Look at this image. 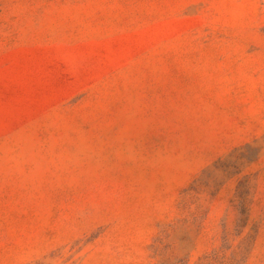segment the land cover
I'll list each match as a JSON object with an SVG mask.
<instances>
[{"label":"rangeland","instance_id":"rangeland-1","mask_svg":"<svg viewBox=\"0 0 264 264\" xmlns=\"http://www.w3.org/2000/svg\"><path fill=\"white\" fill-rule=\"evenodd\" d=\"M0 264H264V0H0Z\"/></svg>","mask_w":264,"mask_h":264}]
</instances>
